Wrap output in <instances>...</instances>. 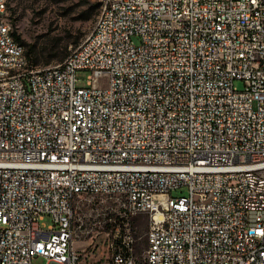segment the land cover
<instances>
[{"label": "built area", "instance_id": "2783aa9c", "mask_svg": "<svg viewBox=\"0 0 264 264\" xmlns=\"http://www.w3.org/2000/svg\"><path fill=\"white\" fill-rule=\"evenodd\" d=\"M101 2L92 35L25 74L0 28V264H90L77 198L145 215L144 264H264V0ZM136 241L117 229L107 264H137Z\"/></svg>", "mask_w": 264, "mask_h": 264}, {"label": "rangeland", "instance_id": "374dc122", "mask_svg": "<svg viewBox=\"0 0 264 264\" xmlns=\"http://www.w3.org/2000/svg\"><path fill=\"white\" fill-rule=\"evenodd\" d=\"M102 0H8V15L12 19L15 33L20 36V42L25 51L31 49L28 60L33 69H41L57 65L66 55L81 43L93 30L95 22L102 10ZM13 17V18H12ZM14 20V21H13ZM77 42V43H75ZM137 43V39H134ZM75 45V46H74ZM67 54L63 59L57 56ZM88 75L86 70L76 72L77 85L85 86ZM100 86L106 85L101 79ZM237 89L243 88L241 81H236ZM187 187L183 186L173 195L185 194ZM74 226L76 237L74 247L86 254L85 262L90 264H107L112 251L110 242L118 229L119 233L129 230L136 238L135 255L137 264H144L143 253L147 248L146 233L147 217L143 214L120 221L119 218H108L116 208L111 202L97 203L88 199L77 198L74 202ZM108 214V215H107ZM115 218V222H114ZM100 221L94 227L92 221ZM42 223L43 228L53 224L47 215ZM58 226H55L57 229ZM33 264H48L45 258L33 259Z\"/></svg>", "mask_w": 264, "mask_h": 264}, {"label": "bare ground", "instance_id": "6f19581e", "mask_svg": "<svg viewBox=\"0 0 264 264\" xmlns=\"http://www.w3.org/2000/svg\"><path fill=\"white\" fill-rule=\"evenodd\" d=\"M0 3H8V0H0ZM100 19H103V8L95 22L93 30L90 32L89 35H92L96 27L99 26ZM11 26L13 27V24L8 15V7H1L0 8V28H10ZM18 55L26 56L24 46L20 44V42H19V48H18ZM0 57L10 58V49L7 46H2V39H0ZM28 66H29L28 57H20L19 63L11 64L8 67V74L9 75L25 74L28 71ZM0 67H1V59H0Z\"/></svg>", "mask_w": 264, "mask_h": 264}, {"label": "trees", "instance_id": "16d2710c", "mask_svg": "<svg viewBox=\"0 0 264 264\" xmlns=\"http://www.w3.org/2000/svg\"><path fill=\"white\" fill-rule=\"evenodd\" d=\"M9 18H10V16H9ZM10 19H11V18H10ZM11 21H12V19H11ZM13 21H14V20H13ZM12 24L15 25V22H13ZM14 34H15L16 39H18L19 42H22V41L20 40V36H19L18 34H16V33H14ZM75 43H77V42H75ZM20 44H21V43H20ZM74 46H75V45H74ZM30 51H31V49H28L27 51H25V54H26V55H29ZM66 54H67V50L65 49L64 54H62L61 56H57V58H58V59H63L64 56H65Z\"/></svg>", "mask_w": 264, "mask_h": 264}]
</instances>
